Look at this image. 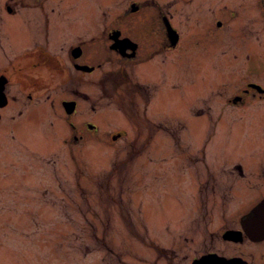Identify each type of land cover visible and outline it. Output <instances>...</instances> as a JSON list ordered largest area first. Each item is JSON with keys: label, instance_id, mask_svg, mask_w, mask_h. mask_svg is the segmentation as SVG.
<instances>
[{"label": "rangeland", "instance_id": "obj_1", "mask_svg": "<svg viewBox=\"0 0 264 264\" xmlns=\"http://www.w3.org/2000/svg\"><path fill=\"white\" fill-rule=\"evenodd\" d=\"M123 2H86L90 6V17L95 19L93 26L97 33L104 19L105 25L121 24L124 33L136 31L140 15L119 20ZM181 4L190 12V16L184 18L181 7L176 14L181 26L177 20L176 23L181 30L182 26L184 28L183 45L187 50L178 53L179 46L166 57L154 59L159 62L156 68L160 78L151 85L168 84L160 90L159 103L152 116H145L144 112L150 100L146 99L147 95L141 100L135 90L117 85L124 81L122 72L113 73L112 79L105 83L97 78L81 82L80 89L96 100V109L90 110L89 101L81 99L80 115H67L60 102L70 95L61 82L64 74L55 69L53 72L43 69L47 76L49 104L44 110V120L40 118L33 121L31 129L15 132L29 145L24 146L17 138L12 144L13 132L9 130L5 137H0V264H168L170 259L190 264L187 258H181L195 253L202 235L195 228L177 234L183 228L177 219H183L185 214L173 204L175 200L186 202L187 192L173 190L169 173H181L180 160H171L166 137L154 143L156 126L152 119L164 120L165 117L176 122L170 126L174 130H181L183 122L186 124V131L180 134L181 141L175 138L174 142L170 137L176 150L181 145L178 151L183 156L198 155L193 150L213 127L216 142L212 140L209 147L211 150L219 148L216 163H232L239 158L245 161L242 157L253 159L260 139L258 116L235 109L225 113L216 126L210 124L208 129V115L193 113L200 104L194 91H199L200 83H205L191 80L200 76V66L211 68L215 64L216 56L214 59L212 56L218 48L217 36L228 34L223 49L230 47L236 21L247 22V19L253 22L256 30V54L247 63L258 67L256 70L263 71L264 75V9L262 0H181ZM102 5L106 9L104 14ZM0 13L1 33L22 21L18 16ZM204 15L207 21L201 18ZM209 18L212 23L208 22ZM217 21L221 22L220 26ZM155 25L144 24L137 30L138 37L149 34L151 29L156 32ZM173 55L175 63L167 67L170 71L173 67L176 69V80L170 81L162 73ZM231 56L228 51L222 57L218 54L219 70L230 77L229 80L223 77L222 81H226L223 85L219 82V91H232L230 85L239 82L246 69L247 63L242 62V58L238 66L227 62L233 59ZM121 61L119 57H112L107 65L119 67ZM136 64L130 71L134 80L137 78L133 75L139 70V63ZM102 73L99 70L95 74ZM67 116L75 121L97 120L99 127L73 130L66 125L64 118ZM122 129L126 134L122 132V136L114 140L111 133L116 130L119 133ZM165 130L167 128L161 135L167 133ZM75 134L81 135L76 141ZM13 146L15 148L11 149ZM78 155L73 166L71 158ZM222 168L218 169L221 173ZM154 170L159 173L154 175L157 173ZM219 245H223L222 242ZM173 250L180 252L181 257L171 258Z\"/></svg>", "mask_w": 264, "mask_h": 264}, {"label": "flooded vegetation", "instance_id": "obj_2", "mask_svg": "<svg viewBox=\"0 0 264 264\" xmlns=\"http://www.w3.org/2000/svg\"><path fill=\"white\" fill-rule=\"evenodd\" d=\"M86 2L89 0H0L1 12L18 16L22 20L18 22L22 23L18 28L15 27L18 23H14L13 28L3 33L0 30V137H3L7 130L13 132L12 144L17 138L24 146L29 145L16 136L15 132L31 129L34 126L33 121L40 118L44 120V110L49 104L47 76L43 69L50 72L55 69L64 74L61 82L64 84V90L70 95L61 97L60 102L67 115H80L81 99L89 101L90 110L96 109V100L80 89L81 82L86 79L95 81L97 78L105 83L112 79L111 75L116 72L124 73L125 83L120 81L118 86L123 85L129 91L135 90L141 100L147 95L146 99L150 100L144 106L145 116L154 115L155 105L159 103V92L168 84L153 85L155 89L151 85L160 78L156 68L159 62L154 59L166 57L179 46L178 53L187 50V46L183 45L184 28L182 26L181 30L176 14L181 7L184 9V18H188L190 12H187L188 9L184 8L181 0H124L119 20L123 17L128 20L129 16L132 18L140 15L136 31L133 34L124 33L121 24L105 25L104 19V24L98 27L97 33L96 27L93 26L95 19L90 17V6ZM103 6L105 5L100 6L102 14L106 13ZM262 8L264 9V0ZM210 13L214 14L212 11ZM201 18L208 20L206 15ZM148 22L156 24V32L151 29L149 34H141V37H138L137 30ZM208 22L212 23L211 18ZM235 24L231 46L223 49V41L228 34L218 35V48L212 56V59L216 56L215 64L211 68L200 66V76L191 80L193 83H205H200V90L194 91L200 104L193 109V113L208 115V129L210 124L216 126L225 113L235 109L257 115L260 139L253 159L242 157L245 161L239 158L232 163H216L219 148L217 146L211 150L209 147L212 140L216 142L213 127L208 135H204L205 139L198 148L193 150V153L198 155L183 156L178 151L181 145L177 146L176 150L173 141H181L180 134L181 131H186V124L183 122L181 130H174L170 126H174L176 122L166 120L165 117L164 120L152 119L156 126L154 143L163 141L166 137L170 145L168 148L171 150V160H180L181 173H169L173 190H177L176 193L187 192L186 202L175 200L173 204L185 214L183 219H177V223L181 222L183 226L177 234L195 228L202 235L201 245L194 249L195 253L191 256L186 254L181 258H187L190 264H264V236H251L242 225V219L264 198V75L263 71L256 70L258 67L254 68L247 63L256 54V30L253 22L247 19V22L236 21ZM168 25L175 31L169 30ZM220 25L221 22H218V26ZM115 33L117 37L114 38L112 35ZM114 43H117L118 47H113ZM227 51L231 52L233 58L227 62L236 63L238 66L242 58V62L247 65L244 74L239 77L240 81L230 85L232 91L223 92L219 91L220 86L226 82L222 79L225 77L229 80L230 77L224 76L225 71L219 70L221 66L218 65V54L222 57ZM107 56L119 57L122 60L120 66L112 68L107 65L111 61ZM174 58L175 55L171 56L172 60L167 61L163 67L167 73L163 72V77L166 75L170 81L176 80V69L173 67L170 71V67H167L175 63ZM135 63H139V70L133 75L137 80L130 76ZM99 70L103 71L102 75L95 74ZM219 82L222 84L219 85ZM50 104L52 106V101ZM71 107L74 108L69 112ZM165 114L168 115L169 112ZM68 118H64L66 125L73 130H79L80 127H99L98 121L94 119L75 121ZM9 126L12 127L5 129ZM165 128L168 134L165 132V135H161ZM122 132L124 135L126 131L120 130L118 137L122 136ZM73 137L76 141L81 135L75 134ZM14 148L13 146L11 149ZM78 159L79 155L71 158L73 166ZM200 162L204 165L199 166ZM10 163L8 160V164ZM221 166L222 173L218 170ZM154 171L157 172L154 175L159 173ZM119 179L124 181L122 176ZM219 242L223 245H219ZM158 243L156 246L161 247ZM181 255L173 250L169 256L174 258ZM168 264H180V260L174 262L170 259Z\"/></svg>", "mask_w": 264, "mask_h": 264}, {"label": "water", "instance_id": "obj_3", "mask_svg": "<svg viewBox=\"0 0 264 264\" xmlns=\"http://www.w3.org/2000/svg\"><path fill=\"white\" fill-rule=\"evenodd\" d=\"M168 27L169 30H172V32L175 31V29L171 28L170 25H168ZM116 33L115 35H112V37H117ZM112 46L118 47V44L114 43ZM71 109H69L68 111H70ZM242 225L249 235L260 237L264 236V198L255 207H253V209L245 216V218L242 219Z\"/></svg>", "mask_w": 264, "mask_h": 264}]
</instances>
